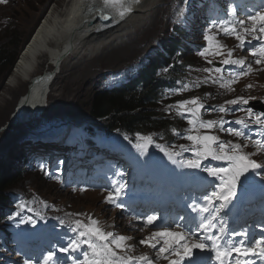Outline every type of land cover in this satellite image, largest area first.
I'll use <instances>...</instances> for the list:
<instances>
[{"label":"snow or ice","instance_id":"snow-or-ice-1","mask_svg":"<svg viewBox=\"0 0 264 264\" xmlns=\"http://www.w3.org/2000/svg\"><path fill=\"white\" fill-rule=\"evenodd\" d=\"M6 2L7 0H0V3ZM140 3L141 0H98L89 8V12L99 21L107 22L100 24L97 30H101L125 20ZM236 12V7L229 5L224 18L211 19L203 33L205 44L197 49L196 54L210 67L196 71H203L207 75L191 85L183 83L179 88L170 89L167 95L180 94L190 87L199 88L201 84L218 85L219 88L231 92L242 77L253 72L251 62L234 59L232 49L225 52L226 45L218 39L220 35L234 38L238 42V48L248 49L256 65H264V12L249 11L246 19L233 20ZM213 32L215 34H211ZM254 41L256 43H253ZM211 57L220 59L214 62ZM171 67H166L164 71H169ZM246 87L252 88L253 85ZM251 99L254 97L237 96L226 100L221 106H206L200 97H193L167 105V113L174 111L188 125L184 132L172 129L175 136L189 142L187 145L181 144L177 147L156 143L151 135L141 133H136L135 140L129 139L128 136L123 137L135 149L134 162L141 168L149 165L152 159L149 148L154 147L163 154L162 160L166 158L177 168L206 173L208 190L199 196L189 197L191 202L182 205L181 211L171 218L168 226L158 224V221L164 220L165 217L155 209L149 214L137 216L140 221L139 231H144L149 226L159 229L137 241L139 245L153 250L154 256L131 255L136 247V243H129L132 237L105 231L98 220L89 216L87 223L80 219L71 221L68 231L74 235L68 238L66 244L53 247L38 258L25 257L22 264H59L58 253L67 254V257L71 258L70 264H156L161 259L166 260L168 264H204L205 257L208 264H256L253 257L259 258L260 264H264V235L249 243L247 230L230 229L226 219L228 210L235 206L241 191L251 180L259 178L260 186L264 188V164L252 158L264 153V112H256L250 106ZM237 111L245 112L246 115L234 121L225 120L224 115L219 119L203 118L205 113L218 112L226 115ZM233 124L239 127L234 128L231 126ZM253 127L256 129L254 134L245 131ZM217 132L250 141L255 151L245 152L244 149L248 148L249 144L225 141L216 134ZM185 153L190 155L186 157ZM205 161L208 163L205 164ZM212 161H222L224 166H215ZM39 167L50 178L63 183L59 167L54 176L43 163ZM116 175L122 177L125 172L120 169ZM126 188V182L116 181L114 186L106 189L108 195L105 197V203L126 209L123 201ZM24 207L25 205H20L21 210ZM17 217H20L19 224H35L31 217H21L20 212L13 213L7 219L15 221ZM60 224L64 225L65 221L61 220ZM173 227L182 231H174ZM261 230L264 231V227ZM76 252H80L83 259L71 256Z\"/></svg>","mask_w":264,"mask_h":264},{"label":"rangeland","instance_id":"rangeland-1","mask_svg":"<svg viewBox=\"0 0 264 264\" xmlns=\"http://www.w3.org/2000/svg\"><path fill=\"white\" fill-rule=\"evenodd\" d=\"M34 1L35 0H16L9 6L0 9V18L5 13V17L10 15L14 19H17L15 33L7 34L1 31L0 28V49L2 47H4V50H6L7 47L13 48L14 45L27 37L32 30L34 32L42 19V13H45L48 8V14H51V16L54 14L56 17L57 14L60 15V13H63L59 12V9L61 10L66 3L72 0H52L51 3L53 4L50 7L48 4L44 3L46 0H40L41 3H44L43 7L34 4ZM160 1L161 3L158 4L153 12L144 20V24L137 27L131 36L120 39L104 49L96 48L87 55L80 56V54H77L76 52L70 54L67 63H65L67 66L64 67L62 65V74L57 82H53L51 86L50 90L52 91V95L49 97L52 98L49 101L47 109L43 110L40 117L34 118L30 124H21L15 128H13L14 126L6 128L3 134H0V147L6 148L11 146L15 136L20 133L23 136H28L34 133L42 135L47 134L51 126L54 127L53 130H56L60 125L67 124L70 121L78 124L86 121V119L79 121L77 118L83 115L88 117L90 113V103L93 101L92 98L98 92V83L102 75L107 72L117 71L126 64L132 62L143 52L144 46L149 43V40L146 38L154 33L155 27L160 21V11L162 7L164 9V2H167V0ZM25 2L30 4V6H33V9H28L24 4ZM215 3L218 5L215 0H208L205 6L214 8L216 6ZM201 12H204V9H202ZM215 17L221 18L223 16L216 12ZM253 43H255V41ZM45 59L49 60L50 58L44 57L41 60ZM77 62H80L81 67L77 70H72L73 65ZM50 68L53 67L50 66L49 70H51ZM14 69L13 72H11L12 74L14 73ZM9 76V70L2 67L0 64V129L3 126L1 125L2 121L10 116L17 99H19L20 94L25 91V86L23 84L21 86L17 85L14 88V85H11V76ZM263 77L264 74L261 78ZM260 89L264 92L263 88ZM8 92L13 93L9 94ZM227 94L228 93H225L223 98H225ZM215 100L218 99L215 98ZM221 105L224 104L220 102L218 106ZM9 119H12V116L8 118V121L4 126L8 125ZM103 124L107 125V122H103ZM44 138L45 136H42L40 139ZM4 160L6 163L9 161L8 157ZM21 183L23 184V181ZM28 185L32 188L34 186L38 188L39 192L37 194V200L43 204L48 200L57 199L66 202L67 205H73L74 210L83 212L85 211V208L82 205L76 204L78 202L82 203L85 200H95L97 205L94 208L97 210V213H103L102 206L100 205L101 199L96 193H86L85 196L75 197L71 193L64 192L54 185L46 184L41 176L38 175L27 176L24 185H20V182H18L12 188H14V190H19L18 192H22L25 196H29L30 190L25 189ZM125 191L135 192L136 189L127 183ZM86 196H88V199H86ZM155 230L159 229H146L145 235L148 236Z\"/></svg>","mask_w":264,"mask_h":264},{"label":"bare ground","instance_id":"bare-ground-1","mask_svg":"<svg viewBox=\"0 0 264 264\" xmlns=\"http://www.w3.org/2000/svg\"><path fill=\"white\" fill-rule=\"evenodd\" d=\"M144 1L145 3H143L141 9L125 25L103 35H95L87 27L81 26V20L76 18L77 21L74 22L75 11L78 9L81 0H73L72 7L67 8L68 12L60 13L58 19H55L54 14L43 19L20 55L15 69L22 70L27 77H31V68L37 58L41 60L44 57H50L54 62L61 63V67L62 65L66 67L67 64L65 63H67L70 54L73 52L80 54V56L87 55L96 48L104 49L120 39L131 36L137 27L144 24V20L153 12L155 7L161 3L160 0ZM79 67H81L80 62H77L73 65L72 70H77ZM14 75L15 73L12 76ZM25 75H21L22 78L19 77L17 85L21 86L23 84L21 81ZM48 89V79L41 78L37 82L35 96L25 94L22 100L17 99L13 109L14 112L12 111V115L10 114L12 119H9L8 125L11 122H17L28 111L35 113L43 111L41 101H46L49 98ZM8 93L12 94L13 92Z\"/></svg>","mask_w":264,"mask_h":264},{"label":"trees","instance_id":"trees-1","mask_svg":"<svg viewBox=\"0 0 264 264\" xmlns=\"http://www.w3.org/2000/svg\"><path fill=\"white\" fill-rule=\"evenodd\" d=\"M6 31L15 33L17 25L13 21V17L9 18ZM23 41V40H22ZM22 41L18 42L13 50L8 53H2L0 63L2 67L9 70L13 67L18 56ZM142 83L146 84V92L140 96H132L125 98L121 90L114 93H103L94 98L90 107V115L94 119L107 118L108 128H124L126 130L147 129L148 127H167L166 122L158 118V112L148 110L157 105V88L149 78V72H145L142 76ZM15 181V176L5 175L0 169V199L4 196L2 191L8 184Z\"/></svg>","mask_w":264,"mask_h":264},{"label":"water","instance_id":"water-1","mask_svg":"<svg viewBox=\"0 0 264 264\" xmlns=\"http://www.w3.org/2000/svg\"><path fill=\"white\" fill-rule=\"evenodd\" d=\"M22 136H19V137H17V139L16 140H18V139H20Z\"/></svg>","mask_w":264,"mask_h":264}]
</instances>
